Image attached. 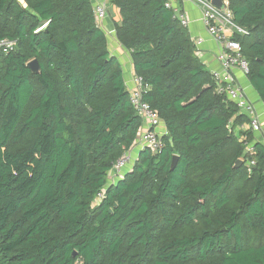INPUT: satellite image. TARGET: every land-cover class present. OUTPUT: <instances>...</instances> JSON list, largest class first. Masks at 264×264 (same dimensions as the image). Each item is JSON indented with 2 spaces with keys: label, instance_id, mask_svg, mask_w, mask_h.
<instances>
[{
  "label": "trees",
  "instance_id": "1",
  "mask_svg": "<svg viewBox=\"0 0 264 264\" xmlns=\"http://www.w3.org/2000/svg\"><path fill=\"white\" fill-rule=\"evenodd\" d=\"M226 1L264 103V0ZM108 2L165 148L98 202L142 119L93 0H0V42H16L0 48V264H264V144L248 117L168 0Z\"/></svg>",
  "mask_w": 264,
  "mask_h": 264
},
{
  "label": "built area",
  "instance_id": "2",
  "mask_svg": "<svg viewBox=\"0 0 264 264\" xmlns=\"http://www.w3.org/2000/svg\"><path fill=\"white\" fill-rule=\"evenodd\" d=\"M93 2L98 26L106 33L107 37L116 36L115 30L110 31L105 26V21L109 18L108 4L97 3L95 0ZM224 2L226 5L225 11L217 9L212 4V1L204 2L202 22L207 30V34L218 45L217 60L220 65L219 70L212 71L211 73L217 94L234 104L241 114L246 115L249 119L248 128L257 134L262 130L260 116L253 102L247 96L245 89L239 85L234 75L235 70L238 69L247 76L250 72L249 64L242 55L241 45L234 40L235 35H245L247 31L234 24L233 14L229 9V2L226 0ZM167 7L174 9L182 24L187 27L188 21L184 16L177 14V8L173 6L171 0H168ZM192 40L196 46L197 55L200 57L204 39L197 37L192 38ZM0 48H3L5 52L14 51L16 42H0ZM125 84L129 92L130 103L142 119V127L133 148L124 154L109 173L108 184L98 194V202L104 199L106 189L117 185L127 173L133 170L142 151L149 150L152 154L157 155L165 148L163 138L168 134L165 123L159 113L144 100V94L148 91V86L141 77L135 74ZM252 150L250 146L249 151L252 152Z\"/></svg>",
  "mask_w": 264,
  "mask_h": 264
},
{
  "label": "crops",
  "instance_id": "3",
  "mask_svg": "<svg viewBox=\"0 0 264 264\" xmlns=\"http://www.w3.org/2000/svg\"><path fill=\"white\" fill-rule=\"evenodd\" d=\"M97 3H107L109 6V18L105 21V26L108 30H115V23L120 22L121 17L117 9L111 7L108 0H95ZM212 0H171L173 6L177 8V14L184 16L188 21L187 29L192 38L202 37L204 43L201 47V61L209 71H216L220 69L217 60L218 45L207 34V30L202 22V13L204 9V2ZM94 3V2H93ZM109 50L113 56L118 58L122 65L125 82L129 81L133 75V62L131 54L127 51L117 40L116 36H110ZM235 77L239 85L245 89L247 96L253 102L257 113L260 116L261 132L255 133L256 140L264 144V103L257 91L253 88L249 81V77L241 70H235Z\"/></svg>",
  "mask_w": 264,
  "mask_h": 264
},
{
  "label": "water",
  "instance_id": "4",
  "mask_svg": "<svg viewBox=\"0 0 264 264\" xmlns=\"http://www.w3.org/2000/svg\"><path fill=\"white\" fill-rule=\"evenodd\" d=\"M212 4L219 10L221 11H225L226 10V5H225V2L224 0H212ZM29 68L32 70V72L34 74H39L40 73V65L38 63V61H32L31 63H29ZM177 162H178V157L175 156L174 159H173V162H172V167L171 169L174 170L177 166ZM243 165V161L242 160H239L237 163H236V167L239 168Z\"/></svg>",
  "mask_w": 264,
  "mask_h": 264
}]
</instances>
